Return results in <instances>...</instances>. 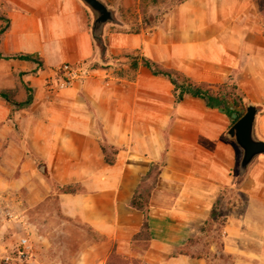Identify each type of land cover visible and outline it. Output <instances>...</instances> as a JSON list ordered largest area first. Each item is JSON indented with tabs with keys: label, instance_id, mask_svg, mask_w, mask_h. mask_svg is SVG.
Listing matches in <instances>:
<instances>
[{
	"label": "crops",
	"instance_id": "1",
	"mask_svg": "<svg viewBox=\"0 0 264 264\" xmlns=\"http://www.w3.org/2000/svg\"><path fill=\"white\" fill-rule=\"evenodd\" d=\"M0 11L9 19L0 36V90L20 103L26 87L32 88V100L24 105L0 98V196L20 192L23 234L31 231L28 255H15L12 264H105L107 248L108 254L138 256L144 264H207L184 250L204 231L222 190L238 184L249 194V205L241 217L234 210L225 216L222 250L233 264H264V158L249 167L255 156L243 172L231 174L239 149L219 141L214 108L192 96L174 104L167 78L142 64L129 78L126 64L112 59L139 50L195 81L230 79L255 101L250 87L261 85L262 102L264 17L255 0H183L155 32L113 33L108 44L101 42L104 50L91 34L93 15L81 0H0ZM19 53L41 65L7 58ZM63 63L80 66L82 75L51 92L45 78ZM263 123L264 114L257 113L254 132L262 140ZM103 145L115 150L112 162ZM4 154L12 155L15 174L4 168ZM153 164L162 166L158 182L176 191L157 196L152 188L148 245L135 254L132 242L143 214L130 200ZM71 184L79 189L60 190ZM50 198L65 227L36 210ZM254 208L257 221L249 218ZM74 222L99 239H86L71 253ZM243 232L247 238L234 242ZM5 241L2 235L0 253L7 250ZM58 245L66 250L49 256V247Z\"/></svg>",
	"mask_w": 264,
	"mask_h": 264
},
{
	"label": "rangeland",
	"instance_id": "2",
	"mask_svg": "<svg viewBox=\"0 0 264 264\" xmlns=\"http://www.w3.org/2000/svg\"><path fill=\"white\" fill-rule=\"evenodd\" d=\"M113 12L114 19L112 21H109L104 24L101 36H103V33L105 34V40L102 38V42L108 44L109 36L113 33H121V34H131L134 31L138 30V33H152L155 32L158 28V26L161 24L162 20L168 16V14H171L172 11L175 9V7L183 0H157V2H152L151 0H144L142 2L141 0H102ZM258 3V7L261 10V13L264 17V0H255ZM91 11V10H90ZM92 12V11H91ZM92 19L90 23V28L92 25V21L94 19V14L92 12ZM3 23V22H2ZM167 24V29L169 28ZM104 27H106L104 29ZM110 42V41H109ZM140 55L139 50H123L121 53L117 55H112V59L118 63H125V76L132 77L133 71L130 67V61L131 58L127 57L126 55ZM115 58V59H114ZM117 59V60H116ZM112 60V61H113ZM94 63L88 64V67H92ZM123 67V66H121ZM167 69H175L171 67H165ZM123 69V68H122ZM176 70V69H175ZM225 83H231L233 85H236L232 80H225ZM209 83V82H208ZM223 83V82H222ZM222 83H211V84H222ZM237 86V85H236ZM251 91L254 92L253 94H256L259 99H256L253 95H247L244 90H242L241 87L237 86L235 90L232 89L231 86L224 87L221 89V92L224 94L225 98L227 99V106L232 109L234 108L236 111L240 112L241 115L246 110L247 104H254L257 107V113L264 114V101L261 102V85H255L254 87H250ZM27 94H31L32 88L26 87ZM235 101L236 103L233 104L232 101ZM213 115L215 117L217 128L219 129V135L218 139L219 141H224L227 144H233L235 141L228 137L227 130L231 125L230 118L227 117L222 107H215L213 110ZM264 124V123H263ZM259 133L254 132L255 137L259 138L257 135ZM167 133H165V137L167 138ZM260 139V138H259ZM262 140V139H261ZM235 147H238V152H236L235 155V165L232 168L231 174L238 175L239 170V161L242 156V150L241 148L235 143ZM237 149V148H236ZM109 155L112 157L111 152L112 150L109 148L107 150ZM3 151L0 150V162L3 159ZM10 156L4 154V160L7 165H5L4 168L9 170L10 174H15V166L13 162L10 160ZM263 157L262 155H257L249 164V167L254 163V161L259 158ZM159 164H157L158 166ZM156 164H153L149 167V170L147 171L146 175L143 178L142 182V188L150 189L151 186L154 189V194L157 196H161V193H163L165 196L172 195L175 193L174 186H167L168 188H165L164 183L158 182V178L156 176L157 172ZM47 175V174H45ZM240 179V178H239ZM158 185V186H156ZM240 185V184H238ZM238 185L233 186L232 188H224L219 195L218 202L215 206V210L213 209V212L211 215H208V219L203 226V232L201 234H196L192 238H190V244L186 250V252L190 254H198L205 257L207 260V264H233L234 258L228 257L229 254L221 251L220 247L224 240V234H223V226L226 223V215H229L230 212L234 210V214H238L239 217H241L246 209L248 208V200L250 199L249 194L238 187ZM75 188V186H72ZM152 188L150 190H152ZM8 194V192H7ZM20 194L19 191H10L9 196H14L13 200L9 201V203L12 205L14 204L13 210L16 211V214H19L16 218L14 217H8V215H5L3 213V205L5 203L0 202V229H3V232L0 231V237L4 235V239L6 240V251H3L0 253V264H12L11 259L14 258V256L17 254V249L19 247V240L21 237L26 236V233L23 234L22 230V223L25 220L24 215L20 213V206L21 204V198L17 202V197ZM21 195V194H20ZM257 199L255 198V203L257 204ZM3 202V201H2ZM19 203V204H18ZM56 202L54 198H50L47 201L41 202L36 210L39 212V215H41L43 212H47L48 214L45 215V217H49L55 225H60L61 227H65L66 224H63L61 217L57 214H55L56 210ZM252 214L249 218L257 221L258 213L256 212V209L254 208L252 210ZM74 233L73 236L70 237V240L68 241V247L70 248L71 253H76L79 250L80 244L88 239V241H97L99 237L95 236V234L85 227L84 225L78 224L74 222ZM31 235V231L29 230ZM253 231H251V234ZM250 235V234H249ZM28 236V237H29ZM256 236V235H255ZM61 237V236H60ZM244 237L247 238L246 233H241L240 237H237L234 242L242 243ZM148 236L145 233H142L140 236H138L132 243V250L135 254L142 253L145 248L148 245ZM31 241V240H30ZM108 249V248H107ZM106 249V255L107 259L105 264H130V262L134 264H144L143 261H141V258L138 256H129L128 254H121L124 255V259H117L115 256V252H111L108 254V250ZM66 250V247L57 246L49 247L47 254L49 256L55 255L60 252L62 254ZM5 256H9V259H5ZM122 258V257H121ZM7 261V262H6ZM6 262V263H4ZM71 264V262L69 263Z\"/></svg>",
	"mask_w": 264,
	"mask_h": 264
},
{
	"label": "trees",
	"instance_id": "3",
	"mask_svg": "<svg viewBox=\"0 0 264 264\" xmlns=\"http://www.w3.org/2000/svg\"><path fill=\"white\" fill-rule=\"evenodd\" d=\"M144 2V0H141ZM152 2H157V0H151ZM182 2V1H181ZM3 22V23H2ZM9 26V19L0 11V36L1 34L8 28ZM139 31L136 30L133 33H138ZM101 48L104 50L105 46L101 43L100 44ZM127 57L131 58L130 61V67L134 72L137 69L139 64H142L143 66L147 67L151 74L154 76H161L164 78H167L170 83L172 84V96H173V102L174 104L179 103L181 100H183L187 96H192V97H198L204 100L205 105L209 108H215V107H222V110L224 114L230 118L231 124L234 123L240 116L241 113L236 111L234 108L230 109L227 106V99L225 98L224 94L221 92V89L224 87L231 86L233 90L236 89V85H233L231 83H225L223 82L222 84H211L208 82H203V81H195L188 75L184 74L181 71L175 70V69H167L164 68L160 65H158L155 61L142 56V55H126ZM7 58H17L21 60H32L37 63L38 66L41 65V62L39 59L34 58L32 55L28 53H19L13 56H9ZM229 80V79H228ZM0 98L5 99L6 101L17 104V105H24L29 103L32 100V95L29 93L27 95V98L23 102H16L11 93L7 92L5 90H0ZM233 104L236 102L233 100ZM103 153L105 154V159L107 162H112V157L109 155L108 151L110 147L107 145H103L102 147ZM111 149V148H110ZM111 155L115 153V150L111 149ZM39 165L41 163L39 162ZM157 172L156 176L159 178V174L161 172V165L156 164ZM148 173V172H147ZM159 180V179H158ZM72 186H75L73 188ZM55 187V190H57V187ZM152 188V186H151ZM150 188V189H151ZM79 187L76 184H71V185H65L61 187L60 190L63 192H75L78 190ZM150 189H144L140 186L139 190L135 191L133 194L131 200H130V205L136 209H139L142 214H143V220L141 224V228L139 232H137L133 239L135 240L138 236H140L142 233H145L149 239V223H148V212H149V196H150ZM222 251V246L220 247ZM117 256V259H124V255L115 253ZM122 257V258H121ZM228 257H233L232 255H228ZM130 264H134L130 262Z\"/></svg>",
	"mask_w": 264,
	"mask_h": 264
},
{
	"label": "water",
	"instance_id": "4",
	"mask_svg": "<svg viewBox=\"0 0 264 264\" xmlns=\"http://www.w3.org/2000/svg\"><path fill=\"white\" fill-rule=\"evenodd\" d=\"M94 14L91 25L93 38L101 43V32L105 23L114 19L112 10L102 0H81ZM257 107L247 104L245 112L230 125L227 130L229 138L241 148L242 156L239 161V171L243 172L248 163L257 155L264 154V140L254 135Z\"/></svg>",
	"mask_w": 264,
	"mask_h": 264
},
{
	"label": "built area",
	"instance_id": "5",
	"mask_svg": "<svg viewBox=\"0 0 264 264\" xmlns=\"http://www.w3.org/2000/svg\"><path fill=\"white\" fill-rule=\"evenodd\" d=\"M83 70L80 66L76 64L71 63H63L59 68L55 71V76H48L45 78V86L47 87V90L54 91V90H60L66 87H69L75 80L81 77ZM14 196H9L7 194H3L0 196V202L5 203L3 205V213L5 215H8V217H14L16 218L19 214H16V211L12 208L14 207V204H10L9 201L13 200ZM15 198L17 199V202L19 201L18 196ZM3 201V202H2ZM30 249V243L29 238L26 236H23L19 240V247L17 249L16 257L22 258L28 255ZM6 260L9 259V256L4 257Z\"/></svg>",
	"mask_w": 264,
	"mask_h": 264
}]
</instances>
